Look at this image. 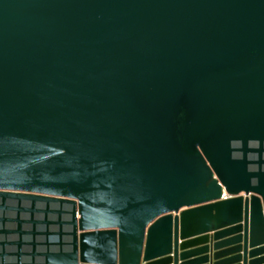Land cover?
<instances>
[{
    "label": "water",
    "instance_id": "1",
    "mask_svg": "<svg viewBox=\"0 0 264 264\" xmlns=\"http://www.w3.org/2000/svg\"><path fill=\"white\" fill-rule=\"evenodd\" d=\"M0 264H264V0H0Z\"/></svg>",
    "mask_w": 264,
    "mask_h": 264
}]
</instances>
